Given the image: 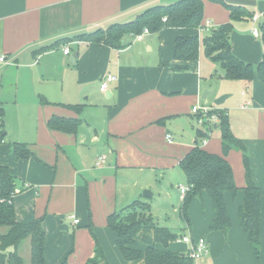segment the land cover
I'll list each match as a JSON object with an SVG mask.
<instances>
[{
    "label": "crops",
    "instance_id": "0c3cea01",
    "mask_svg": "<svg viewBox=\"0 0 264 264\" xmlns=\"http://www.w3.org/2000/svg\"><path fill=\"white\" fill-rule=\"evenodd\" d=\"M175 1L0 0V52L7 58L0 66L5 124L0 166L15 178V220L27 224L42 219L46 264H86L94 257L95 240L106 264H144L143 258L123 260L107 218L133 201L151 203L153 194L143 197L142 192L150 190L160 175L180 169L179 162L195 147L196 140L206 152L222 155L216 124L213 129L200 128L190 110L194 105L212 107L208 98L216 100L223 95L227 98L221 106L214 104L215 108L226 111L233 135L246 148L251 179L261 190L259 261H255L240 227L242 192L235 197L225 193L231 229L224 236L209 231L215 215L206 193L192 201L187 224L179 216L184 195L178 187L183 184L172 188L163 180L161 191L175 202L171 214L179 220L176 241L185 246L179 251L174 246L171 250L169 244L168 249L187 253L189 245L181 236L204 238L208 253L196 264H264V86L258 77L213 86L218 65L201 45L196 61L174 60L177 37L204 39L210 35L199 28H164L138 42L127 36L121 49L79 38L131 21L147 8ZM221 1L250 14L264 9V0ZM207 21L213 31L229 22V13L222 5L205 1L201 26ZM251 25L250 17L235 21L229 44L235 57L255 66L263 47L250 33ZM65 47L67 55L62 53ZM172 67L187 69L173 71ZM107 74L114 75L116 81L102 92L99 86ZM229 84L240 91L234 115H228L225 107L232 92ZM244 101L249 105L243 110L239 106ZM77 105V110L71 107ZM55 118L76 124L65 125L69 131L54 129L48 123ZM203 134L207 137L204 145L200 141ZM167 135L172 137L170 143ZM15 143L23 144L30 156L18 158ZM101 155L105 164L96 167ZM225 159L235 185L244 187L241 153L231 150ZM144 237L152 239L153 231L139 232L136 248L142 253L147 247ZM28 244L25 241L20 250ZM155 248L161 249L159 245ZM25 260L29 264V259Z\"/></svg>",
    "mask_w": 264,
    "mask_h": 264
},
{
    "label": "trees",
    "instance_id": "16d2710c",
    "mask_svg": "<svg viewBox=\"0 0 264 264\" xmlns=\"http://www.w3.org/2000/svg\"><path fill=\"white\" fill-rule=\"evenodd\" d=\"M205 1L222 5L229 13V22L213 30L202 41L205 55L223 70L225 80L250 81L255 76L264 86V22L260 25L259 39L263 47L260 62L257 65L244 63L233 55L230 49L229 37L233 30V23L252 14L240 6L228 5L221 0H177L167 5H157L138 13L133 20L112 25L105 29L79 37L89 43H98L110 48L121 49L125 46L123 39L135 36L144 28L150 33H157L164 28H199L203 20V4ZM165 18V22L162 21ZM199 39L195 37H177L174 41L173 58L180 62L196 61L199 54ZM173 71H184L186 67H172ZM79 109L77 106H71ZM218 123L216 129L221 141L222 155L211 154L200 148L195 142V147L179 162L186 185L189 188L184 195L179 208L181 220L189 224V211L195 198L206 193L211 200L214 219L209 225L210 232H221L224 236L231 229V220L225 205V193L235 197L238 192L243 194V205L239 208L240 227L247 235L253 257L259 261L261 247V190L255 186L251 179L249 158L245 146L236 138L229 126L225 110L216 109ZM49 127L65 129V125L76 124L75 121L51 119ZM210 129H213L211 125ZM4 110L0 103V144L5 135ZM207 138L204 134L200 141ZM17 157L26 159L29 151L20 143H15ZM235 150L241 153L245 186L238 188L235 185L232 169L225 159L228 152ZM15 178L8 169L0 166V264H25L19 255V250L25 241L29 243V264H46L44 258L45 236L42 229V219L33 220L23 224L15 220L13 197L16 194ZM11 202V203H9ZM126 212H132V219H124L119 211L107 218V227L116 233L115 245L125 261H136L141 258L144 264H194L187 253L170 251L169 244L177 240L168 227L159 226L150 214V204L136 200L130 203ZM153 230V239L145 242L146 249L142 253L135 247L134 237L143 229ZM91 232V228L89 229ZM92 234V232H91ZM93 235V234H92ZM153 245H152V244ZM159 244L161 249H156ZM104 262V256L98 242L95 240L94 257L86 264H99ZM67 264V263H62Z\"/></svg>",
    "mask_w": 264,
    "mask_h": 264
},
{
    "label": "rangeland",
    "instance_id": "374dc122",
    "mask_svg": "<svg viewBox=\"0 0 264 264\" xmlns=\"http://www.w3.org/2000/svg\"><path fill=\"white\" fill-rule=\"evenodd\" d=\"M202 41H203V39L200 37L199 38V42H200L201 46H202ZM60 67L61 66H58V70L60 69ZM219 69H221L220 66H216V68H215L216 73L213 72V79H212V83H213L212 85L213 86H216L215 84L220 83V82H223V83L224 82H229L228 80H225L223 78L222 69L221 70H219ZM229 85H232V87H231L232 92L230 93L231 97L228 99V103L225 105V107L227 108L228 115H234L236 113V111H237L236 109H238V104L240 102V91L236 87L235 84H229ZM208 101H210L209 105H211L213 108L216 107L214 105V101L215 100H211V97H210V98H208ZM212 107H210V108H212ZM215 113H216V110L212 111L209 114V117L212 116V114L215 115ZM195 119H196V117H195ZM216 121L218 123L217 119H216ZM195 125H197V124H195ZM208 126H209V128L211 127V125L209 123H208ZM200 128H202V127H200ZM158 179L159 180H157V183L153 182L152 183L153 185H151V188H149L150 189L149 191L153 194L152 202L149 203L150 206H151L150 214H151L152 218L156 222H158L159 226H165V227L171 228L173 233H176L177 235H179L178 234L179 230H178V228H176L178 226L179 220H178V218L174 217L173 214H171L172 213L171 209H172V206L175 205V202L174 201L171 202L172 198H170L167 194H164L161 191V190H163L161 186L163 185V180H164L165 183L168 184V186H170V184H171L172 188L178 187L179 184H183L182 186H186V180L184 179V176H183V174H182L180 169L170 170L167 173H165L164 177L160 175L158 177ZM158 181H159V183H158ZM16 192H17V190H16ZM12 203H13V200H12ZM143 203H146V202H143ZM125 208L119 211L121 217H124V219L125 218L126 219H132V217L129 216L130 213H132V212L127 213ZM176 216L178 217V215H176ZM169 222H171V223H169ZM142 230H151V231H153L152 229H149V228H143L140 231H142ZM139 232L134 237L135 247H137L136 239H137V236H138ZM182 233L188 234L185 231L182 232ZM152 239H148V238L144 237L142 239V241L145 243V242L151 241ZM156 245H159V244H156ZM170 245H171L170 246L171 250H172V248L175 247V249H177L179 251H183L184 248H185V246L183 244H180V243L178 244L177 241L171 242ZM20 254H21L20 256L23 257L24 259H29L28 258V256H29V244H28V248H27L26 245L23 246V249L20 250ZM27 262L28 261L25 260V264Z\"/></svg>",
    "mask_w": 264,
    "mask_h": 264
},
{
    "label": "built area",
    "instance_id": "2783aa9c",
    "mask_svg": "<svg viewBox=\"0 0 264 264\" xmlns=\"http://www.w3.org/2000/svg\"><path fill=\"white\" fill-rule=\"evenodd\" d=\"M162 21L165 22V18H162ZM250 21L252 23L250 27V33L255 37L259 38L260 35V25L264 22V9L261 12H257L252 14L250 17ZM212 25L210 22H205L202 26L200 25L199 29L205 32H212ZM150 32L148 29L144 28L139 34L134 36V41H142L147 35H149ZM64 55H67L69 53V49L65 47L62 51ZM7 62L6 56L0 52V66L5 64ZM116 81V77L112 74H107L101 79V83L99 86L100 91L104 92L108 89L109 85L114 83ZM249 105L248 101H244L240 104V109H246ZM216 110V108H210L207 106H199L194 105L191 107V114L196 117V122L199 127H207L208 123L210 125L216 124L217 117L216 115L212 114V116L209 117V114ZM210 129V128H209ZM167 141L170 143L172 140V137L170 135L166 136ZM207 142V139L204 138L201 140V144L204 145ZM105 164V156L101 155L99 156L95 161V166L99 167ZM189 188L186 186H179L178 192L180 195H185L188 192ZM11 203V202H9ZM74 223H77V220L74 219ZM181 240L184 243H187L189 245V248L187 250V254L189 258L196 264L198 261H200L202 258H204L208 253L207 248V242L204 238H198L191 240L190 237L181 236Z\"/></svg>",
    "mask_w": 264,
    "mask_h": 264
},
{
    "label": "water",
    "instance_id": "95a60500",
    "mask_svg": "<svg viewBox=\"0 0 264 264\" xmlns=\"http://www.w3.org/2000/svg\"><path fill=\"white\" fill-rule=\"evenodd\" d=\"M75 57H76V53H74L72 55V58L69 59L70 63L74 62ZM226 98H227V95L220 96L214 101V104L216 106H221ZM214 126H216V125H214ZM4 135H5V133H4ZM142 195H143V197H149V196H151V192L149 190H145L142 192Z\"/></svg>",
    "mask_w": 264,
    "mask_h": 264
}]
</instances>
